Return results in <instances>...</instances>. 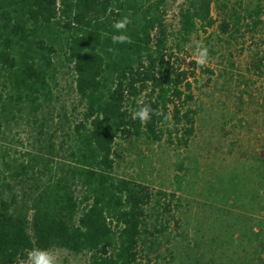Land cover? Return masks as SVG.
Instances as JSON below:
<instances>
[{
    "label": "trees",
    "instance_id": "trees-1",
    "mask_svg": "<svg viewBox=\"0 0 264 264\" xmlns=\"http://www.w3.org/2000/svg\"><path fill=\"white\" fill-rule=\"evenodd\" d=\"M125 16L132 43L114 44ZM255 37L264 41V0H0V140L19 119L44 135L66 74L78 99L57 112V165L17 162L0 141V264L56 248L87 264H264V157L248 181L212 186L193 220L181 194L117 171L126 146H190L199 80L196 60L190 70L181 59L187 48L202 41L231 75L234 49ZM263 45L250 58L264 74ZM143 106L161 115L132 119ZM186 175L176 173L178 190Z\"/></svg>",
    "mask_w": 264,
    "mask_h": 264
},
{
    "label": "rangeland",
    "instance_id": "rangeland-1",
    "mask_svg": "<svg viewBox=\"0 0 264 264\" xmlns=\"http://www.w3.org/2000/svg\"><path fill=\"white\" fill-rule=\"evenodd\" d=\"M177 6L178 3L172 4L169 11V21L174 24ZM261 42L259 37L250 38L234 49L235 66L230 68L231 75L221 74L225 67L219 57L208 59L204 67L197 64L194 70L199 81L195 83L194 106L199 109V118L196 135L188 148L165 143H135L124 148L117 171L145 179L155 188L181 194L189 206L186 212L192 220L197 211L202 212L203 203L215 197L211 193L212 186L222 187L230 184L229 181L238 182V178L248 181L250 170L264 157V74L251 65L250 58L253 48L264 44ZM187 52L181 59L184 66L192 70L190 60H195L198 49L189 47ZM204 68H210L212 72ZM71 80L70 74L62 78L59 101L53 114L55 119L45 125L44 135L39 134L40 122L34 124L27 119L14 122L3 135L2 147L9 149L17 162L43 156L44 159L51 157L50 164L57 165L65 159V151L59 148L63 131L59 129L57 112L62 104L69 110L77 105ZM50 132L56 134L58 148L52 154L48 152ZM181 162L182 171L177 167ZM176 173H187L182 190L176 187ZM34 251L47 253L54 258V264H87L88 260L87 254H76L67 249L33 250L31 253ZM14 264H30L29 256Z\"/></svg>",
    "mask_w": 264,
    "mask_h": 264
},
{
    "label": "clouds",
    "instance_id": "clouds-1",
    "mask_svg": "<svg viewBox=\"0 0 264 264\" xmlns=\"http://www.w3.org/2000/svg\"><path fill=\"white\" fill-rule=\"evenodd\" d=\"M131 23L129 17L125 16L122 19L113 23V28L119 32V35H113L111 37L114 44L132 43L131 37L126 34L127 25ZM196 47L198 49L197 55L195 56L196 63L204 67L208 64V48L203 44L202 41L197 42ZM109 51H114V49L109 48ZM151 113L155 115H161L159 110H153L149 106L139 107L137 110L131 112L132 119H139L141 123H146L151 119ZM165 120L169 117L165 116ZM30 264H54V258L49 256L45 252H32L29 253Z\"/></svg>",
    "mask_w": 264,
    "mask_h": 264
}]
</instances>
